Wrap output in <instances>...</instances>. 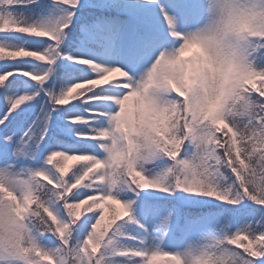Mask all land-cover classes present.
I'll return each mask as SVG.
<instances>
[{
    "label": "snow or ice",
    "instance_id": "6c2138e0",
    "mask_svg": "<svg viewBox=\"0 0 264 264\" xmlns=\"http://www.w3.org/2000/svg\"><path fill=\"white\" fill-rule=\"evenodd\" d=\"M62 4L71 3L75 7H84L79 0H59ZM148 10L156 12L155 20L149 27L138 29L130 35L121 29H110L107 35L100 37V41L111 46L113 52L121 51L131 55L139 65L146 61H155L157 56L166 49L172 48L176 40V33L183 35L187 30L198 26L203 19L204 6L202 0H138ZM27 0H0V9L7 7L4 14L0 11V33H9L11 25L14 33L27 34L40 40L51 41L48 48L28 49L0 42V59L5 56L15 61L18 57H30L36 61L45 62L49 67L42 73L21 72L43 86L52 75V66L57 59L70 60L77 65L90 64V59L65 56L61 44L70 35L72 15L64 23L54 28H39L26 24L17 19L12 9L26 6ZM103 12L105 10L118 13L127 12L129 6L125 0H97L88 5ZM74 14V13H73ZM98 21L100 20L97 17ZM100 27V24H97ZM256 71L264 70V49L255 53ZM30 60V59H22ZM152 62V63H153ZM99 78H84L67 87L60 95L48 97L45 108L49 110L44 116V127L40 142L48 135V125L51 122L50 112L67 109L70 101H80L83 113L76 111L77 105L72 102L71 113L67 118L69 125L78 127L67 131L74 137V146L70 149H55L46 157L49 165L53 166V173L45 171H27L18 173L8 167L13 155L11 137H4L0 147V225L10 226L21 237V243L15 247L0 248V264H103L100 253L109 237L114 225L118 221L129 217L130 204L124 203L117 196V190L126 185L133 190H156L171 194L179 190L183 193L200 197L214 198L231 206H240L247 199L258 207L244 206L239 210L246 211L247 217L239 220L235 214L224 218L217 216L212 224V230L217 233L200 249L192 250L186 255H195L198 259L208 258L209 250L219 248V255L212 257V264H255L254 259L264 256V179L257 177L252 167L254 157L264 155V81L235 90L229 99L220 107L215 116L210 119L193 118L190 112H182L179 129L171 126L167 131V140L144 129L127 133L117 132L116 125L121 119L117 112L121 111L124 97L133 89L122 87L123 84L134 85L135 80L126 75L121 80L110 81L109 77L118 73L121 77L127 74L120 67L98 68L92 65ZM16 73L0 74V86L10 80ZM56 79H53V86ZM110 85V89L97 93L95 89ZM81 91H77V90ZM43 87L37 90L33 97H22L11 103V110L28 99H35L40 95ZM106 99V103L96 105L93 102ZM180 100L175 94L169 99L156 101L158 110H168V115L175 110V102ZM87 105V107H84ZM9 111V115L11 114ZM7 117H5L6 119ZM2 123V121H0ZM143 138V145L138 144ZM128 141L136 145L128 151ZM197 145L196 155L191 161L182 158L185 145L189 142ZM141 174V182L123 183L114 172L113 155L117 152ZM158 153L166 155L175 162L169 169L167 176L160 179H150L140 170L141 161ZM56 157L62 160L79 159L87 161L77 167L71 175L65 178L67 165L53 164ZM222 173L230 174V187L224 190L218 188L216 177ZM195 176L200 180V188L186 187ZM173 177L172 183L168 178ZM47 181L45 183L44 181ZM251 180V185L249 181ZM82 185V186H81ZM255 188V191L252 189ZM76 189V191H73ZM89 201L99 205V211H94L91 204L87 212L94 214L91 232L83 240L82 246L73 247L69 240L72 226L85 215L80 209ZM110 202L117 206L110 221L105 225V204ZM59 204L66 211L67 219H59L54 205ZM259 216V220L256 217ZM104 225L102 228L101 226ZM235 229V231H233ZM52 234L60 240V246L54 251H47L39 246L38 238ZM29 243L23 247V240ZM121 257L129 255L143 257L144 264H153L161 255H177L167 252H153L147 254L141 251L121 250L116 253ZM35 256L36 259L31 257ZM182 258V257H181Z\"/></svg>",
    "mask_w": 264,
    "mask_h": 264
},
{
    "label": "clouds",
    "instance_id": "9594fccd",
    "mask_svg": "<svg viewBox=\"0 0 264 264\" xmlns=\"http://www.w3.org/2000/svg\"><path fill=\"white\" fill-rule=\"evenodd\" d=\"M202 22L183 35L176 33L173 47L161 51L121 103L123 115L116 125L117 132L127 133L144 129L167 140L169 121L179 129L182 112H190L193 118L210 119L237 89L264 81V70L256 71L255 53L264 49V0H202ZM125 74L122 76L126 78ZM175 94V110H158L156 101L169 99ZM134 100L138 118L134 121L126 115V106ZM141 137L138 144L143 145ZM136 147L128 141V151ZM114 172L123 183L141 182V174L117 151L113 157ZM252 167L257 177L264 179V155L254 157ZM173 177L168 178L172 183ZM203 180V177H200ZM195 176L186 187L200 188ZM251 185V180L249 181ZM255 191V188L252 189ZM3 191V189H0ZM264 194V193H262ZM21 243L20 235L10 226L0 225V248L15 247ZM23 247L29 243L23 240ZM220 249L209 250L208 258L195 255L171 256V264H212V257ZM36 259L35 256L31 257ZM239 264V262H238Z\"/></svg>",
    "mask_w": 264,
    "mask_h": 264
},
{
    "label": "rangeland",
    "instance_id": "374dc122",
    "mask_svg": "<svg viewBox=\"0 0 264 264\" xmlns=\"http://www.w3.org/2000/svg\"><path fill=\"white\" fill-rule=\"evenodd\" d=\"M125 3L129 6V9L127 12H122L121 14H124L129 18L126 22L125 30L123 31L124 34L130 35L131 33L135 32L136 24L141 28H146L149 27L151 22L155 20L153 14L156 12L152 10L148 13L147 9L143 5L139 4L138 0H125ZM3 13L7 14V9H4ZM36 15V17L30 19L26 24L33 26L36 25L40 28H54L57 24L66 22L70 15H72L70 23H72L73 20V12H70V10L67 11L59 6L54 5L48 7L42 6L40 13ZM12 28L13 27L10 25L8 30ZM85 31L87 32V30ZM94 32V34H87L85 38L82 39V41L89 42L94 46H98V48H92L91 45L90 47H87L86 45L81 44L79 46L81 50H78L77 53L70 55V57L90 59V64L81 66L87 69V72L84 77L90 79L88 77H90L89 75H92L95 78H99L98 74L94 71L92 65H95L98 68L115 66L120 67L121 70L127 73L128 77L138 82L141 76L144 74L146 69L152 64L153 61H146L139 65H136L131 55L121 51L113 52L109 44L100 41V37L104 35H101L96 30H94ZM22 59H27V57H18L15 61H26ZM36 62L37 63L34 64L33 68L34 71H31L30 73L36 74L48 70L49 66L45 62ZM68 63L73 62L68 60ZM13 72H15L16 74L12 75L10 77V80L6 81L3 86H0V121H2L3 124H6L7 120L12 115V112L10 115L8 114L11 110V103H13L16 99L25 96L33 97L36 94L37 90H39L41 87V84L36 81L30 82L28 80L30 78L29 76L21 75L20 73L22 72V70H20L18 67L12 69L7 73ZM117 79L121 80L123 79V77L116 73L114 78L112 77L110 81H115ZM76 80L77 78L73 77L68 86L78 82ZM36 98L26 100L18 107L31 106L32 103L36 101ZM97 101H102L106 103V99H101ZM76 111L82 113V111ZM70 114L71 113L66 114V116H69ZM126 115L127 117L132 115L133 121L138 118V113L134 100L128 102V105L126 106ZM5 117L7 118L5 119ZM65 119L66 118H64V120ZM13 142L14 141H12V144L14 145ZM31 145L32 144H30L29 146ZM62 149L67 150L70 148ZM50 151L51 149L48 146L44 150V155L47 157ZM196 152L197 145L189 141L185 145L184 151L181 155L183 159L191 161L196 155ZM147 162L151 163L152 166L150 164V166L147 167L146 163L140 162L139 168L141 171L144 172L147 177L154 180L167 176L169 169H172L175 166V162L173 160H171V164L168 166H159L158 162L154 157L147 158ZM0 167H4V165H0ZM23 167V165L20 166L16 163L10 169L14 168L15 171L19 173L21 171V168ZM40 171H42V169H40ZM228 176H226L225 173L217 175L216 179L218 181L217 186L219 189L224 190L230 187V180ZM148 191L151 193V195L161 198L164 201H159L157 204H155V207H152L151 204H148L146 206L136 208L132 206L128 197L120 198L122 202L130 204L129 210L134 213H137L140 216V220L142 222V225L138 226L137 236L135 238V241L137 243V251L151 254L153 252H164V248L166 247V250L168 252L180 255L182 258H184L186 254H188L190 251L202 248L209 241V239L215 236V232L212 230L211 224L217 216L222 214L224 218L226 217L223 212H220L218 215H211L214 213V210H212V212H204V215L200 218H196V215H194V218H192L189 215L185 214L178 207V204L175 201H172L170 205L167 201L170 199H163L166 197H173L177 195L176 197H178L180 201H182L183 203L193 202L195 204V207L207 208L213 206L228 205L225 202L216 201L214 198L200 197L194 194L183 193L179 190H176L175 192L173 191L171 194L161 193L151 189H149ZM102 203L105 204L104 210H106L107 207H110L112 205L110 202ZM243 204L244 202H242V205ZM94 218L95 217H93L91 221L88 222V225L83 228L81 235L79 236L80 246H82L83 240L86 239L87 236L90 234L92 224L94 223ZM188 223H190L192 227L194 226L192 230L193 232H191V234L189 231ZM108 246V250H110V244ZM111 258L115 259L116 257L111 256ZM137 258L139 261H137L135 264H144L143 257ZM153 264H171V262H166L165 257L161 255L157 260L153 262Z\"/></svg>",
    "mask_w": 264,
    "mask_h": 264
},
{
    "label": "trees",
    "instance_id": "16d2710c",
    "mask_svg": "<svg viewBox=\"0 0 264 264\" xmlns=\"http://www.w3.org/2000/svg\"><path fill=\"white\" fill-rule=\"evenodd\" d=\"M116 21V20H115ZM117 22H119V21H117ZM115 25L117 26V24L115 23ZM15 39H10V38H4L3 39V42H5V43H9V44H11V45H13L14 46V42H16V40L14 41ZM68 75L69 74H66V73H64L63 71H60L59 73H58V75H56V77H55V79H56V84L53 86V82H52V84L50 85V87H51V89H50V91L51 92H53V91H56V89H58L61 85H63L65 82H67V80H68ZM22 117V116H21ZM21 117H19L18 118V120L19 121H24L25 120V118H21ZM29 122L30 121H28L27 122V124H26V126H28L29 125ZM62 139H64V137H61ZM49 139H51L55 144L57 143V140L54 138V137H52V136H50V138ZM60 143H63V144H65V142H60ZM65 145H67V144H65ZM16 159V158H15ZM143 163H148L147 162V159H145V160H143L142 161ZM11 163H13V164H15L16 162L13 160ZM83 163H85V162H79L76 166H75V168H74V170L77 168V167H79L81 164H83ZM149 165H148V167L150 166V164L151 163H148ZM14 166V165H13ZM151 166H152V164H151ZM20 173V172H19ZM128 187L126 186V185H123V186H121L119 189H118V192H117V194H119V195H125L126 193H127V191H128ZM54 206H59V204H56V205H54ZM53 206V207H54ZM66 212V211H65ZM257 220H259V216L256 218ZM87 225V219L86 220H83V222L81 223V224H78V226L77 227H75V228H73L72 229V232H71V236H70V243L72 244V246L75 248V247H78L77 246V244H78V241H77V236H78V234L80 233V230L83 228V227H85ZM125 230L127 231L128 229L125 227V226H121L120 228H119V230H118V235H120V234H124V232H125ZM45 238H48V239H52V237H55L54 235H52V234H47V235H45L44 236ZM114 244H113V246H115L114 248L115 249H127V248H129V246H127L126 245V243H122L121 241H119V240H117V239H114ZM103 264H126V263H124V262H122V261H111L110 259H104L103 260Z\"/></svg>",
    "mask_w": 264,
    "mask_h": 264
}]
</instances>
